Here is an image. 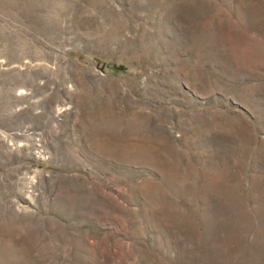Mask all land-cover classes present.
I'll list each match as a JSON object with an SVG mask.
<instances>
[{
	"label": "rangeland",
	"instance_id": "1",
	"mask_svg": "<svg viewBox=\"0 0 264 264\" xmlns=\"http://www.w3.org/2000/svg\"><path fill=\"white\" fill-rule=\"evenodd\" d=\"M0 264H264V0H0Z\"/></svg>",
	"mask_w": 264,
	"mask_h": 264
}]
</instances>
